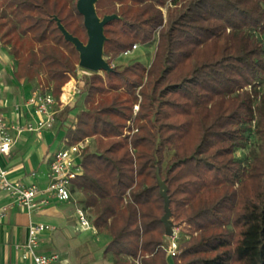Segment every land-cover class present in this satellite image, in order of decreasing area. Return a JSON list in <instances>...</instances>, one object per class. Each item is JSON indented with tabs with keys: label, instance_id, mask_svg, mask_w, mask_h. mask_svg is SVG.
<instances>
[{
	"label": "trees",
	"instance_id": "1",
	"mask_svg": "<svg viewBox=\"0 0 264 264\" xmlns=\"http://www.w3.org/2000/svg\"><path fill=\"white\" fill-rule=\"evenodd\" d=\"M76 2L0 0L14 80L57 97L63 88V100L78 54L53 18L85 44ZM95 11L117 16L104 27V57L155 43L148 65L84 77L73 124L72 104L56 114L65 145L93 140L71 192L109 238L102 254L169 264L158 171L178 234L173 264H264V0H98Z\"/></svg>",
	"mask_w": 264,
	"mask_h": 264
},
{
	"label": "built area",
	"instance_id": "2",
	"mask_svg": "<svg viewBox=\"0 0 264 264\" xmlns=\"http://www.w3.org/2000/svg\"><path fill=\"white\" fill-rule=\"evenodd\" d=\"M137 50V45L123 52L120 57H129ZM7 59L0 52V66ZM112 69L114 65H109ZM73 82V79H71ZM4 84L0 78V157H7L22 134H33L41 137L51 131L56 124V114L59 110L72 102L75 95V86L72 85L70 93L62 100L63 88L60 96H55L49 87L30 88L22 104L10 105L3 95ZM137 111V106L133 108ZM90 138L67 146L64 145L56 151L50 159L48 166V183L44 189L35 185L25 186L13 183L8 179V172L0 165V192L5 193L9 202L0 206V219L4 218L15 205L28 215L36 213L48 206L50 201L74 204V215L77 229L81 233H98L92 225L87 212L78 204L71 192L72 181L83 175L81 160L86 153ZM53 228L43 224H30L27 230V239L18 249L23 261L29 260L31 264H61L60 256L56 253L42 254L37 251L40 236L52 232ZM167 243L162 249L169 259L178 254V234L173 230V236L166 238Z\"/></svg>",
	"mask_w": 264,
	"mask_h": 264
},
{
	"label": "crops",
	"instance_id": "3",
	"mask_svg": "<svg viewBox=\"0 0 264 264\" xmlns=\"http://www.w3.org/2000/svg\"><path fill=\"white\" fill-rule=\"evenodd\" d=\"M3 63L5 64L4 61ZM5 71L3 67L0 69V78L5 87L3 95L10 105L22 104L28 92L27 87H22L24 80H12V86H9L3 79ZM9 75L11 76L12 73ZM70 84L72 82L68 85ZM30 88L28 86V90ZM63 128L66 129V126L56 122L54 128L42 134L41 137L33 134H22L9 155L5 158L0 157V165L7 170L8 179L13 183L25 186L32 184L41 190L44 189L48 183L47 175L51 156L65 145V133L61 132ZM30 136L35 137V140L31 141ZM56 138L59 140L60 147L50 151L49 143ZM8 202L9 199L6 194L0 192V206ZM72 205V203L50 201L48 206L31 215L14 205L7 215L0 219V264H31L29 260L23 261L21 259V252L18 249L27 239V230L30 224H43L53 228L52 232L40 236L37 249L39 253H56L60 256L61 264H72L68 247L66 244H60V242H67L62 236L68 230L71 229L75 234L81 233L77 229Z\"/></svg>",
	"mask_w": 264,
	"mask_h": 264
},
{
	"label": "rangeland",
	"instance_id": "4",
	"mask_svg": "<svg viewBox=\"0 0 264 264\" xmlns=\"http://www.w3.org/2000/svg\"><path fill=\"white\" fill-rule=\"evenodd\" d=\"M163 14H165V10H162ZM156 37V35H155ZM137 45V50L129 57H114L111 58V56H106L104 57L105 61L107 59L111 60V64L114 65L116 70H120L122 69L124 66L134 62V61H139L145 65H148L150 63V61L152 60L153 54H154V50H155V43H150L147 46H140L138 44ZM0 52L1 54H3V56L8 60L7 63L3 64V69L6 70L3 73V79L5 81V83L9 86H12V80L13 77L12 75L10 76L9 73H12L13 71V61L11 59V57L8 55V47L4 46L1 42H0ZM0 66V69L2 68ZM90 72L84 71L82 69H80L78 67V64L75 66V71H74V75L75 77H73L72 74H65L66 78H67V83L71 82V79H73L72 85L75 86V95L72 99V102L70 104H72L73 109L70 112V117L67 121V125L73 124L74 122V118L83 110V96H79V89L81 86V81L83 80L84 77H88L90 76ZM99 76H103V73H98ZM38 81L40 85L43 86H47L45 84V81L43 79V77H38ZM65 84V85H66ZM64 85V86H65ZM28 86H30L31 88H35L37 87V82L36 80H32L30 82L28 81H23V85L22 87H27V91H28ZM63 86V87H64ZM134 111V110H133ZM66 125V126H67ZM62 133L66 132V129L63 128V130H61ZM31 141L35 140V137L30 136ZM90 145L87 149L86 152L91 151L92 148V142L93 140L90 139ZM256 144H257V139H256ZM50 147V151H54L56 149H58L60 147V143L59 140L56 138L54 140H52L49 143ZM255 145V139H253V143L251 141V144L249 145L248 149H246L244 152L240 153V155H238L239 158H245V161L248 160V151L252 148H254ZM256 148V147H255ZM170 155L166 156V159L169 158ZM76 199V195L74 196ZM74 207V204L72 205ZM177 231H179V236L180 239L183 240L184 236H185V230L183 227H180L179 229H177ZM65 240H67V242H60V244H66V246L68 247L69 250V257H70V261L72 264H80V263H85V264H111V260H110V256L106 255L104 256L102 254L103 249L105 247V245L108 243L109 239L106 235L102 234V235H97V236H93L91 233H73V231L70 229L67 231L66 234H64L62 236ZM61 238V237H60ZM59 253H61V251H59ZM169 264H173V261L171 259H169Z\"/></svg>",
	"mask_w": 264,
	"mask_h": 264
},
{
	"label": "water",
	"instance_id": "5",
	"mask_svg": "<svg viewBox=\"0 0 264 264\" xmlns=\"http://www.w3.org/2000/svg\"><path fill=\"white\" fill-rule=\"evenodd\" d=\"M98 0H77V13L83 18V27L86 31L87 41L82 43L79 39L69 34L60 21L54 17L57 29L64 41L71 44L78 54V67L90 73H111L113 70L103 57V48L106 38L104 36V27L117 19V16H104L100 19L95 11V4ZM156 184L159 190V196L163 200L164 214L160 223L164 228L165 238L173 236V224L171 222V212L169 209V198L167 196V187L161 180L159 172H155Z\"/></svg>",
	"mask_w": 264,
	"mask_h": 264
},
{
	"label": "bare ground",
	"instance_id": "6",
	"mask_svg": "<svg viewBox=\"0 0 264 264\" xmlns=\"http://www.w3.org/2000/svg\"><path fill=\"white\" fill-rule=\"evenodd\" d=\"M71 86H72V84L68 85L67 89L64 91L63 100H65L67 98V95L70 93Z\"/></svg>",
	"mask_w": 264,
	"mask_h": 264
}]
</instances>
